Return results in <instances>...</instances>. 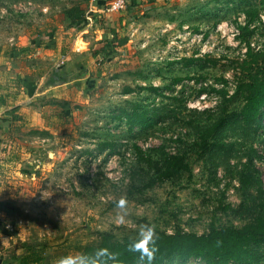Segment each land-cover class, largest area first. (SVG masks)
I'll return each mask as SVG.
<instances>
[{
    "label": "rangeland",
    "instance_id": "374dc122",
    "mask_svg": "<svg viewBox=\"0 0 264 264\" xmlns=\"http://www.w3.org/2000/svg\"><path fill=\"white\" fill-rule=\"evenodd\" d=\"M83 1L0 0V65L4 70L7 59L10 75L25 78L16 87L23 98L47 86L53 73L62 80L80 78L73 81L67 102L55 99L63 116L53 128L36 129L25 119L23 131L12 129L24 142L16 146L8 141L7 150L18 156L19 164L0 170V264H18L16 257L28 244L45 245L44 258L36 264H56L58 259L51 256L55 249L77 255L76 247L96 243L99 232L132 238L144 223L166 233L181 229L201 234L211 225L239 227L248 222L256 211L258 188L264 196V117L257 131L234 123L230 115L242 101L228 97L244 53L236 24L249 4L261 8V1L167 0L152 12L126 7L135 15L132 21L126 20V9L112 21L90 11L94 24L82 35L85 27L77 28L86 23H66L62 12ZM43 5H49L47 11ZM102 18L106 25H96ZM259 29L252 40L262 47L264 26ZM36 32L45 34L46 41L57 40L69 59L50 69L57 59L48 46L40 54L31 48L34 55L10 60L11 49ZM114 33L127 36L128 44L112 45L110 55L93 57L92 51L103 47L99 41L111 40ZM126 87L134 91L125 94ZM135 103L150 111L167 110V121L129 130L118 115L120 108ZM0 116L5 124L14 123L5 111ZM220 120L204 146L197 140L199 131ZM101 144L110 146L99 151ZM111 148L114 153L107 158ZM138 148L149 163L139 157ZM164 153L182 155L190 171L150 185L158 176L154 164L160 168ZM245 164L252 166L249 171L258 181L241 187ZM121 197L127 200L125 209L116 208ZM121 211L127 212L124 224L116 218ZM168 264L205 263L174 257Z\"/></svg>",
    "mask_w": 264,
    "mask_h": 264
},
{
    "label": "trees",
    "instance_id": "16d2710c",
    "mask_svg": "<svg viewBox=\"0 0 264 264\" xmlns=\"http://www.w3.org/2000/svg\"><path fill=\"white\" fill-rule=\"evenodd\" d=\"M259 1H261L262 7L258 8L249 4L242 11L243 21L236 24V39L244 47V53L235 72L237 81L234 91L228 97V101L237 96L242 101L240 109L230 115L232 121L254 131L263 126L264 117V46H254L252 40L256 36L258 38L260 25L264 26V22L260 19V14L264 12V0ZM84 12L80 7H71L66 13L70 23L75 24L76 21L84 17ZM42 40V35L37 34L30 39L29 46L37 47L42 44ZM99 42L103 43V47L94 49L91 53L93 57L100 54L110 55L113 46H124L128 44L129 38L114 33L111 40L102 38ZM27 50L28 48H24L21 51L26 54ZM174 81H181V78H176ZM141 89L143 88L141 87ZM150 89L158 93L157 87L150 86ZM204 90L203 88L200 91ZM133 91L130 87L123 90L125 94ZM221 93L223 96L227 94L226 90ZM118 117L124 119L129 130L134 127L147 129L158 122L167 121L165 119H168V111L162 112L161 109L150 111L135 103L129 109L120 108ZM220 125L221 120L210 128L200 130L197 140L201 141L204 146L207 145L208 136L215 132ZM109 146V144H101L99 151H105V147ZM113 153L114 150L111 148L109 152H106V157H110ZM137 153L143 161L150 162V158L145 157L139 148ZM154 166L158 176L150 182V185L155 181H162L177 175L181 171H190L184 157L179 154L164 153L160 168L157 163ZM251 167L249 164H245L244 169L240 172L241 187L257 184L258 178L249 171ZM258 199L252 218L239 227L211 225L207 232L201 234L181 229H176L172 233L156 230L159 237L157 240L158 251L152 264H168L174 257L180 261L199 258L205 264H262L261 261L264 259V196L261 188H258ZM135 238L137 237L117 239L111 232L102 231L99 232V239L96 243L77 246L76 249L80 254L87 255L97 249L107 248L110 252L118 254V259L122 261V264H138L139 253H131L127 250L128 243ZM44 249V244H28L25 252L17 256L16 260H18V264H36L44 258ZM66 255H68L66 250L55 249L51 256L58 259Z\"/></svg>",
    "mask_w": 264,
    "mask_h": 264
},
{
    "label": "crops",
    "instance_id": "0c3cea01",
    "mask_svg": "<svg viewBox=\"0 0 264 264\" xmlns=\"http://www.w3.org/2000/svg\"><path fill=\"white\" fill-rule=\"evenodd\" d=\"M107 1H109V0H84L82 2L83 4L75 2L74 4H71L70 6L64 8V10L62 12V17H64L63 21H65L66 23L67 22L70 23V21L67 18L68 16L66 13L69 8L80 7L86 12L87 5L89 6V4H91V3H94L93 13H98L99 16L101 15V17H104L102 14H100L99 10L103 6H105ZM165 1H167V0H127V7L128 8H130V7L137 8L140 6V7H144V9L150 10L152 12L154 9L158 8V6L160 5V2H163V4H166L169 0L167 2H165ZM43 6H44L43 10L47 11V9L49 8V5H43ZM54 8H56V5H54ZM123 11H125V10H123ZM85 12H84V17L81 20L76 21V23H75V24L86 23L84 26L82 25V27L77 28V30H81L83 27H85L82 30L83 31L82 35L84 34L85 31H88L87 27L89 29V28L93 27V24H94L93 15L92 14L90 15V13H89V14H87V16H85ZM117 13H115L113 16H116ZM125 13L127 16L126 20L132 21L135 18V15L132 12H127V8H126ZM169 18H171V20H172V18H174V17L170 16ZM101 20H103V18L100 19V21ZM104 23L105 22L101 21V25H100V23H96V25L103 27L106 25V23L105 24ZM117 24L119 26L117 29L120 30L121 29V23L118 21ZM96 25H94V26H96ZM122 26H123V23H122ZM122 30H123V28H122ZM37 34L42 35L43 40H42L41 45H39L37 47L34 46L32 48L29 46V42H30V39H29V41L23 42L20 45L16 46L15 48L11 49L14 51H12L11 52L12 54L9 55L10 60H12V58H14V56L17 58V57H21V56L27 57L30 55H34L33 52L40 54L42 49L44 47H48V46H50L52 48L51 53L57 59L56 61H54L50 65V67H49L50 69L53 67H56L57 65H59L63 61H66V59H69L70 53L67 52V50H64L63 48L60 49L58 47L59 42L57 40L56 41H50V40L46 41L48 39H47V36L45 34H43L41 32H36L35 35H37ZM24 48L25 49L28 48L26 54L21 52V50H23ZM30 49L33 51L32 54L29 53ZM2 63L4 65V70H2L3 68L0 65V113L5 111L9 115L13 116V118H14L13 122L14 123H12L11 125L5 124L6 119L4 117L0 116V150H2L0 152V170L12 166V164H19V160L17 159L18 156H12L9 153V150H7V148L9 147L8 141L10 143H13L16 146L23 145L24 141L23 140L21 141L19 137L15 136L12 132V129H14V127H18L19 130L23 131V129L27 125L24 122L25 119H28V121H30L29 125L31 127L34 126V128H36V129L50 130V128H53L51 124L57 122V119L61 118L63 116V112L61 110H57L56 105H54V102L58 101L55 99H62L63 103L67 102L70 99L68 96V93L71 92L70 87H71L73 81H77L80 79V78H75V79L62 80L59 77L60 75L56 76L53 73V75H51L48 78L49 84L47 86H44L43 88L40 87V89L37 88L36 92L32 96H30L28 98H23L21 92H19L16 89V87L19 84V82L24 83L23 80L25 78L24 79L20 78L19 74L16 76L10 75L9 68L12 67V63H10L7 59L5 60V62H2ZM14 63H16V62H14ZM76 63H78V62H76ZM22 69H24V68L22 67ZM64 74H66L65 71H64ZM64 74H61V77L64 76ZM30 75L28 76V78H31ZM54 76H56V78H54ZM54 82H60V83L55 84ZM4 89H8V91H6V90L4 91ZM42 99H44V104H41ZM47 99H48V101H47ZM28 101H30V102H28ZM26 103H29L30 106L26 107V105H25V107H24L23 105ZM19 112H21V114ZM17 113H19V117H20L18 119H16ZM30 113H31V117H29ZM10 137H11V140H10ZM4 157H6L5 160H3ZM32 178L35 179L34 177H32ZM25 211H27V209ZM8 224H6V226Z\"/></svg>",
    "mask_w": 264,
    "mask_h": 264
},
{
    "label": "clouds",
    "instance_id": "9594fccd",
    "mask_svg": "<svg viewBox=\"0 0 264 264\" xmlns=\"http://www.w3.org/2000/svg\"><path fill=\"white\" fill-rule=\"evenodd\" d=\"M127 200L121 197L116 201L117 209H125ZM127 212L117 213V220L120 224L126 222ZM158 235L155 225L144 223L139 226L137 238L131 240L127 245V250L131 253H139L138 264H152L158 251ZM56 264H122L119 261L118 254L110 252L107 248H100L87 255H66L58 258Z\"/></svg>",
    "mask_w": 264,
    "mask_h": 264
},
{
    "label": "built area",
    "instance_id": "2783aa9c",
    "mask_svg": "<svg viewBox=\"0 0 264 264\" xmlns=\"http://www.w3.org/2000/svg\"><path fill=\"white\" fill-rule=\"evenodd\" d=\"M127 7V0H109L106 2L105 6H103L99 12L102 14L107 20L112 21V17L115 13L125 10ZM90 11H93L92 6H88L85 16L89 14ZM260 19L264 22V12L260 14ZM237 32V30H236ZM76 50H81L80 47H76ZM11 225H7L6 227H10Z\"/></svg>",
    "mask_w": 264,
    "mask_h": 264
},
{
    "label": "water",
    "instance_id": "95a60500",
    "mask_svg": "<svg viewBox=\"0 0 264 264\" xmlns=\"http://www.w3.org/2000/svg\"><path fill=\"white\" fill-rule=\"evenodd\" d=\"M54 78H56V76H54ZM55 84H58V83H60V82H54ZM1 261V260H0Z\"/></svg>",
    "mask_w": 264,
    "mask_h": 264
}]
</instances>
